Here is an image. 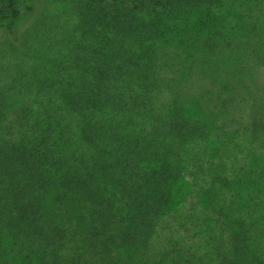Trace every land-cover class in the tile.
I'll return each mask as SVG.
<instances>
[{"label":"trees","instance_id":"obj_1","mask_svg":"<svg viewBox=\"0 0 264 264\" xmlns=\"http://www.w3.org/2000/svg\"><path fill=\"white\" fill-rule=\"evenodd\" d=\"M47 1L0 0V264H264V0Z\"/></svg>","mask_w":264,"mask_h":264},{"label":"rangeland","instance_id":"obj_2","mask_svg":"<svg viewBox=\"0 0 264 264\" xmlns=\"http://www.w3.org/2000/svg\"><path fill=\"white\" fill-rule=\"evenodd\" d=\"M43 4H46L48 8H53V5H50L47 0H40L41 7ZM175 42L177 41L174 40V43L163 46L164 57L166 59H169L170 57L174 58V60L169 63L172 65V71L175 73V78L179 80V76L183 71H189L192 76L197 75L196 65H193L192 61L195 60V63L200 65V49L191 46L194 48L193 50L188 44L178 46ZM194 180L193 177L188 176L179 182L174 195L176 205L189 198L193 192L196 191Z\"/></svg>","mask_w":264,"mask_h":264}]
</instances>
